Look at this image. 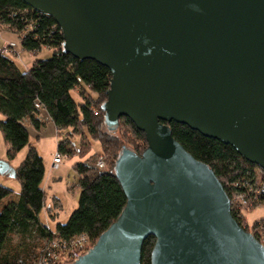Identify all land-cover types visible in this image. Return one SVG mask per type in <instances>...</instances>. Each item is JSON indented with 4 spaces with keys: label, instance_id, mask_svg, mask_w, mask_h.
<instances>
[{
    "label": "water",
    "instance_id": "95a60500",
    "mask_svg": "<svg viewBox=\"0 0 264 264\" xmlns=\"http://www.w3.org/2000/svg\"><path fill=\"white\" fill-rule=\"evenodd\" d=\"M51 16L62 49L111 73L102 103L114 132L127 117L141 154L121 146L119 216L65 264H264V246L232 216L212 169L162 121L231 145L264 170V0H22ZM0 173L15 177L0 160Z\"/></svg>",
    "mask_w": 264,
    "mask_h": 264
},
{
    "label": "trees",
    "instance_id": "16d2710c",
    "mask_svg": "<svg viewBox=\"0 0 264 264\" xmlns=\"http://www.w3.org/2000/svg\"><path fill=\"white\" fill-rule=\"evenodd\" d=\"M3 25L19 35L21 49L33 54L43 47L51 51L49 57L34 58L22 70L0 50V113L4 116L0 120V132L6 145V160H12L27 146L24 158L14 167L19 191L0 184V264H37L39 253L41 257L50 241L70 242L84 236L92 246L116 220L126 203L125 193L113 172L116 157L121 146L141 154L147 143L143 132L127 117L119 118L114 132L105 128L102 103L111 73L92 59L80 60L63 51L62 31L51 16L33 10L22 0H0V26ZM71 90L77 92L81 101H75ZM41 110L46 111L56 129L70 128L69 134H79L75 152L85 155L92 138L100 143L98 155L106 159L105 168H98L94 161L72 165L79 176L77 206L54 229L48 228L39 217L45 198L41 185L44 164L35 146L29 143L28 126L40 129ZM162 122L188 153L212 169L228 198L244 192L246 184L255 183V188H261L258 200L264 201V170L259 166L218 139L203 136L175 121ZM57 151L70 155L74 150L66 138L58 142ZM5 198L7 201L1 204ZM231 214L264 246V217L249 228L235 212ZM48 215L54 218L53 214ZM154 241L153 236L144 240L140 264H150Z\"/></svg>",
    "mask_w": 264,
    "mask_h": 264
},
{
    "label": "rangeland",
    "instance_id": "374dc122",
    "mask_svg": "<svg viewBox=\"0 0 264 264\" xmlns=\"http://www.w3.org/2000/svg\"><path fill=\"white\" fill-rule=\"evenodd\" d=\"M0 50L7 54L13 59L20 69H27L29 66L19 63V61L29 58H46L51 55V51L45 47L41 48L36 54L21 49L19 35L8 29L6 26H0ZM71 96L75 101H81V98L75 90L70 91ZM42 125L39 130L28 126L29 143L36 147L38 154L41 156L44 164V177L42 180V189L45 193L44 207L40 214L41 221H44L48 227L54 229L57 222L63 223L67 220L71 212L76 208L79 197V176L78 173L73 169L72 165L76 162H87L90 163L101 157L106 167V159L104 156L98 155L101 150L100 143L98 140L90 139L88 144V151L85 155H81L76 151L79 143V134H69L70 128L67 129H56L53 123L46 115L45 110H41L38 114ZM4 116L0 113V120ZM105 129V128H104ZM68 138L70 146L73 148V152L70 155L61 154V162L58 169L51 168V160L54 153L57 151V145L59 141H65ZM27 151V146H24L19 150L16 156L12 160H7L11 166H17L24 158ZM0 160H6V145L0 132ZM257 170V169H256ZM259 171L257 170V174ZM0 184L11 188L15 192L19 191V181L7 174L0 173ZM232 194L230 197H234ZM237 199V198H236ZM7 198L1 201V204L6 202ZM48 214H53L54 218ZM264 217V206L257 202L246 204L243 208L241 220L247 227H251L254 221L259 222L258 219ZM253 229V228H252ZM253 231V230H252ZM51 242L45 244L44 251L48 248ZM90 248V242L84 238L81 245L75 246L70 251H63L59 248H54V252H57L60 256V264L71 262L73 256L68 252H75V255H81ZM41 251V250H40ZM41 254V256H42ZM39 260L40 257L39 253ZM36 263H38V261Z\"/></svg>",
    "mask_w": 264,
    "mask_h": 264
},
{
    "label": "built area",
    "instance_id": "2783aa9c",
    "mask_svg": "<svg viewBox=\"0 0 264 264\" xmlns=\"http://www.w3.org/2000/svg\"><path fill=\"white\" fill-rule=\"evenodd\" d=\"M61 158H62L61 154L58 151H56L51 161V166L53 169H56L59 166L61 162ZM95 165L98 168H102L104 166L103 159L101 157H98V159H96ZM257 181H259L258 177H257ZM244 188H245L244 192L235 193L234 197L229 198L230 211L235 212L240 220H241L243 208L246 206L247 203L250 204L251 202L253 203L259 202L264 206V201L258 200L259 198L258 195L260 193L261 188L259 189L255 188V183L254 184L248 183L245 185ZM84 238H85L84 236H79L71 240L70 242H63V243H59L56 240L50 241L51 244H49L48 248L42 254L41 256L42 258L38 261L37 264H60L59 262L60 255L57 252H54L55 251L54 248H59L62 249L63 251L65 250L70 251L75 246L81 245V242ZM68 253H70V255L73 256L72 258L73 260H75L77 257L80 256V255H75V252H68Z\"/></svg>",
    "mask_w": 264,
    "mask_h": 264
},
{
    "label": "crops",
    "instance_id": "0c3cea01",
    "mask_svg": "<svg viewBox=\"0 0 264 264\" xmlns=\"http://www.w3.org/2000/svg\"><path fill=\"white\" fill-rule=\"evenodd\" d=\"M33 62V57L32 56H29V58L27 57V58H25V59H23V60H21V61H19V63H21V64H25V66H30L31 65V63ZM47 115V114H46ZM48 116V115H47ZM48 118H49V116H48ZM50 119V118H49ZM36 148V147H35ZM52 161V160H51ZM10 162V161H9ZM12 167H14V166H12ZM51 168H52V166H51ZM59 168V166L56 168V169H58ZM53 169V168H52ZM42 184V183H41ZM42 212V211H41ZM41 214V213H40ZM40 216V215H39ZM44 222V221H43ZM46 224V223H45ZM47 226V225H46ZM48 227V226H47ZM48 228H50V227H48ZM51 229V228H50Z\"/></svg>",
    "mask_w": 264,
    "mask_h": 264
}]
</instances>
